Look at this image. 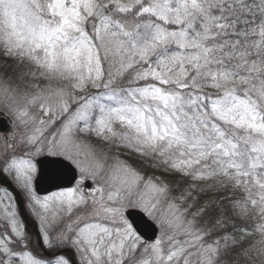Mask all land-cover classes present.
<instances>
[{
	"label": "snow or ice",
	"instance_id": "snow-or-ice-1",
	"mask_svg": "<svg viewBox=\"0 0 264 264\" xmlns=\"http://www.w3.org/2000/svg\"><path fill=\"white\" fill-rule=\"evenodd\" d=\"M0 117V264H264V0H0Z\"/></svg>",
	"mask_w": 264,
	"mask_h": 264
},
{
	"label": "rangeland",
	"instance_id": "rangeland-1",
	"mask_svg": "<svg viewBox=\"0 0 264 264\" xmlns=\"http://www.w3.org/2000/svg\"><path fill=\"white\" fill-rule=\"evenodd\" d=\"M10 74H11V70H10ZM2 139H3V137L0 136V141H2ZM94 142H95L98 146L103 147V148H105V150H107V148H108L107 145H103L102 142H99V141H94ZM128 159H129V161H130L131 163L135 164L137 167H140L139 163H138L134 158L129 157ZM142 171L144 172V174L148 173V174H149L148 176H152V175H154V174H159V173H155L154 170H152V169H149V170H148L146 166L142 168ZM175 181H176V179L173 180V183H175ZM29 214H30V213H29ZM30 216H31V214H30ZM31 217H32V216H31ZM32 218H33V217H32ZM33 219H34V218H33ZM34 221H35V219H34ZM35 222L37 223V221H35ZM69 223H71L70 218H69L68 216H64V217H63V220H62V221L60 222V224H58L57 226H58V227H65V226H66L67 224H69Z\"/></svg>",
	"mask_w": 264,
	"mask_h": 264
},
{
	"label": "water",
	"instance_id": "water-1",
	"mask_svg": "<svg viewBox=\"0 0 264 264\" xmlns=\"http://www.w3.org/2000/svg\"><path fill=\"white\" fill-rule=\"evenodd\" d=\"M0 184L9 186V187L12 186V183L8 180V178H5V177H0ZM37 186L40 190V195H45V194H48L49 191L57 190L55 187L52 186L51 183L45 182L43 180L39 181ZM21 206H22L23 213H24L22 197H21Z\"/></svg>",
	"mask_w": 264,
	"mask_h": 264
},
{
	"label": "trees",
	"instance_id": "trees-1",
	"mask_svg": "<svg viewBox=\"0 0 264 264\" xmlns=\"http://www.w3.org/2000/svg\"><path fill=\"white\" fill-rule=\"evenodd\" d=\"M149 170V168H147ZM146 175H149L148 173H146ZM177 179L176 177H169L168 180L170 183H173V180Z\"/></svg>",
	"mask_w": 264,
	"mask_h": 264
}]
</instances>
